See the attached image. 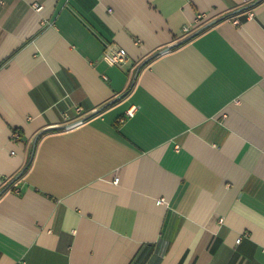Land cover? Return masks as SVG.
<instances>
[{
  "label": "crops",
  "instance_id": "obj_1",
  "mask_svg": "<svg viewBox=\"0 0 264 264\" xmlns=\"http://www.w3.org/2000/svg\"><path fill=\"white\" fill-rule=\"evenodd\" d=\"M2 186L0 264H264V0H0Z\"/></svg>",
  "mask_w": 264,
  "mask_h": 264
},
{
  "label": "built area",
  "instance_id": "obj_2",
  "mask_svg": "<svg viewBox=\"0 0 264 264\" xmlns=\"http://www.w3.org/2000/svg\"><path fill=\"white\" fill-rule=\"evenodd\" d=\"M33 7L38 9L39 5L36 3H33ZM201 15H198L200 17ZM184 31H187V27H183ZM101 59L107 64V65H120L122 64L126 59V51L124 48L119 46H110L107 47L101 55ZM135 110V106L128 107L125 110V116H131ZM12 137L17 138L18 134L16 132L12 133ZM114 181H117V178L114 179ZM159 201H163L162 198L159 199ZM240 237H238L236 240L238 241Z\"/></svg>",
  "mask_w": 264,
  "mask_h": 264
},
{
  "label": "trees",
  "instance_id": "obj_3",
  "mask_svg": "<svg viewBox=\"0 0 264 264\" xmlns=\"http://www.w3.org/2000/svg\"><path fill=\"white\" fill-rule=\"evenodd\" d=\"M129 88H130V87L127 88V90L125 91V93H124L120 98L114 99V101H111L110 103H112V102H116V101L120 100L121 98H123V97L129 92ZM110 103H106V105H108V104H110ZM106 105H104V106H106ZM102 108H103V107H102ZM102 108H101V109H102ZM101 109H99L98 111H100ZM54 129H55V128H54ZM28 166H29V163H28V164L22 169V171H20L18 174L15 175V179H16L17 177L21 176V174H22L23 172L26 171V169L28 168ZM5 189H6V186H2V187L0 188V194H1Z\"/></svg>",
  "mask_w": 264,
  "mask_h": 264
},
{
  "label": "rangeland",
  "instance_id": "obj_4",
  "mask_svg": "<svg viewBox=\"0 0 264 264\" xmlns=\"http://www.w3.org/2000/svg\"><path fill=\"white\" fill-rule=\"evenodd\" d=\"M116 66H119L121 67L124 75H126L128 78H129V82H128V85L131 84L132 82V79H133V76H134V73H131V70L127 69V68H124V63L123 64H120V65H116Z\"/></svg>",
  "mask_w": 264,
  "mask_h": 264
},
{
  "label": "water",
  "instance_id": "obj_5",
  "mask_svg": "<svg viewBox=\"0 0 264 264\" xmlns=\"http://www.w3.org/2000/svg\"><path fill=\"white\" fill-rule=\"evenodd\" d=\"M123 94H124V93L118 95L116 98H120ZM116 98H115V99H116ZM96 112H97V111H95L94 113H96ZM91 115H92V114H91ZM91 115H89V116H91ZM89 116H88V117H89ZM82 120H83V119H82ZM36 138H37V135H36L35 138H34V141H33L34 143H35V141H36ZM32 154H33V151H32ZM29 162H30V161H29Z\"/></svg>",
  "mask_w": 264,
  "mask_h": 264
}]
</instances>
